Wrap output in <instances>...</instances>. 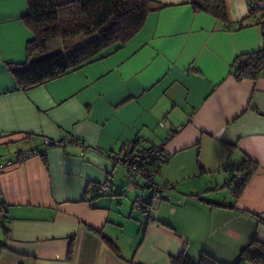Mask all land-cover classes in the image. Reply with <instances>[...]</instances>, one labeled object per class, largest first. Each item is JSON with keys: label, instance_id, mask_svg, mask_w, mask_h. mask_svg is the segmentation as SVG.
I'll return each instance as SVG.
<instances>
[{"label": "crops", "instance_id": "0c3cea01", "mask_svg": "<svg viewBox=\"0 0 264 264\" xmlns=\"http://www.w3.org/2000/svg\"><path fill=\"white\" fill-rule=\"evenodd\" d=\"M154 1L124 46L22 90L9 64L26 59L27 3L0 0V164L14 162L0 167V264H175L202 253L235 264L264 243V73L233 74L237 56L264 46L261 24L247 0H225L228 25L195 10L201 0ZM132 142L168 153L155 179L172 188L147 210L135 207L144 181L112 161ZM25 149L44 153L16 161ZM247 158L256 167L235 191L233 168ZM105 180L106 192L90 188Z\"/></svg>", "mask_w": 264, "mask_h": 264}, {"label": "trees", "instance_id": "16d2710c", "mask_svg": "<svg viewBox=\"0 0 264 264\" xmlns=\"http://www.w3.org/2000/svg\"><path fill=\"white\" fill-rule=\"evenodd\" d=\"M201 1V4H193L195 10L204 11L228 25L225 0ZM26 3L27 12L22 20L32 34L25 45L26 59L9 64L17 89L22 90L59 77L121 48L141 29L149 12L162 6L154 0H26ZM247 3V18L261 24L264 34V0H247ZM243 25V22L238 23V27ZM80 35H84L78 40L81 44H74L71 40ZM53 38L62 40L63 50L34 59L35 54L47 50ZM70 48L69 53L64 51ZM263 73L264 46L237 56L233 71L237 80L254 79ZM255 167V163L247 158L233 168L243 174L242 183L235 191L244 186ZM71 250L70 242L68 255ZM172 261L175 264H222L206 253L201 254L198 262H193L184 254L172 258ZM235 264H264V243L252 240L241 251Z\"/></svg>", "mask_w": 264, "mask_h": 264}, {"label": "built area", "instance_id": "2783aa9c", "mask_svg": "<svg viewBox=\"0 0 264 264\" xmlns=\"http://www.w3.org/2000/svg\"><path fill=\"white\" fill-rule=\"evenodd\" d=\"M227 29H232V26H227ZM162 126V124H161ZM52 140L44 139L46 147L53 145ZM63 143L72 142L70 138L62 140ZM32 149L21 150L16 154V161L27 159L28 157L37 154H43ZM114 164L123 165L131 178L142 179L144 183L141 185V193L135 201V207L141 210H147L151 205H154L163 196L167 190L172 186L168 183H158L155 177V171L168 162V153L164 144H147L138 145L135 142L129 143L128 146L112 155ZM11 160L6 164H0V167H7L13 165ZM243 174L238 172L234 174L230 183L235 187L241 185ZM90 188L97 192H106L109 189L107 180L102 182H92ZM6 217V210L3 203H0V219Z\"/></svg>", "mask_w": 264, "mask_h": 264}, {"label": "rangeland", "instance_id": "374dc122", "mask_svg": "<svg viewBox=\"0 0 264 264\" xmlns=\"http://www.w3.org/2000/svg\"><path fill=\"white\" fill-rule=\"evenodd\" d=\"M81 38H84V35H80L78 36L77 38L71 40L73 43H76L78 42V40H80ZM61 41H59L58 38H53L49 41L48 43V47H47V50L43 53H37L35 54L34 56V59L36 58H41V57H46V56H49V55H52L54 54L55 52L59 51L61 49Z\"/></svg>", "mask_w": 264, "mask_h": 264}]
</instances>
